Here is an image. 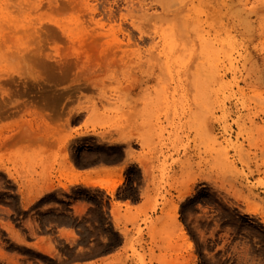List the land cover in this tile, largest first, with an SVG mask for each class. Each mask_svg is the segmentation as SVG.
I'll return each mask as SVG.
<instances>
[{"label":"rangeland","instance_id":"rangeland-1","mask_svg":"<svg viewBox=\"0 0 264 264\" xmlns=\"http://www.w3.org/2000/svg\"><path fill=\"white\" fill-rule=\"evenodd\" d=\"M0 264H264V0H0Z\"/></svg>","mask_w":264,"mask_h":264}]
</instances>
